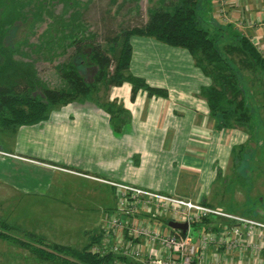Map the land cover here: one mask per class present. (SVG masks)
Listing matches in <instances>:
<instances>
[{
    "label": "crops",
    "instance_id": "crops-1",
    "mask_svg": "<svg viewBox=\"0 0 264 264\" xmlns=\"http://www.w3.org/2000/svg\"><path fill=\"white\" fill-rule=\"evenodd\" d=\"M212 1L201 0L199 7L201 22L209 25L207 30L213 29L211 13L222 15L225 22L221 21L217 31L240 32L264 55V0ZM205 2L210 4L209 13L203 8ZM245 18L256 25H244ZM131 44V74L166 91V97L150 96L143 90L134 94L132 85L124 83L102 89L92 101L55 106L43 123L18 128L12 146L0 151V205L24 210L27 203H40L41 198L55 202L51 195L64 183L71 192H86L77 201L90 202L91 194H96L106 218L117 190L94 180L98 178L218 209L222 203L228 206L222 210L232 213L236 212L229 203H238L235 207L253 208L252 218L264 222L263 188L257 190L256 198L252 195L255 201H250L245 187L242 200L236 198L241 187L232 191L222 188L223 178L228 177L230 183L243 175V160L249 157L250 161L252 154L264 158V135L258 134L264 129V119H257L259 107L252 110L254 137L241 128L218 131L201 95L211 80L196 67L190 53L144 37H133ZM255 80L264 85V76ZM261 91L264 98V86ZM104 104L113 105L114 114L107 112ZM256 139L260 156L256 149L251 150ZM225 196L227 199H222ZM22 218L18 221L30 220ZM23 226L27 228L26 223ZM250 263L258 264L249 259L244 262Z\"/></svg>",
    "mask_w": 264,
    "mask_h": 264
},
{
    "label": "trees",
    "instance_id": "trees-1",
    "mask_svg": "<svg viewBox=\"0 0 264 264\" xmlns=\"http://www.w3.org/2000/svg\"><path fill=\"white\" fill-rule=\"evenodd\" d=\"M200 4L201 0H159L157 7L149 9L146 22L121 29L103 46L86 25L80 23L78 0H0V133L15 135L20 127L46 121L55 106L92 101L102 89L109 90L124 83L132 85L134 94L143 90L150 96L166 97V91L152 88L130 72L131 39L144 37L187 50L196 67L211 80V85L203 88L201 95L209 104L216 130L241 128L254 137L253 112L239 71H254L255 79L264 76V55L252 40L241 35L236 36L235 44L221 48L218 38L202 25ZM59 5L64 9L55 16L53 10ZM34 13L38 22L44 14L52 20L38 35V43H31L28 37L12 41L14 31L21 25L35 30L37 20L33 24L28 20ZM71 49L73 53L69 54ZM62 57L68 59L56 69L64 86L51 88L40 78L38 65L53 64ZM111 66H114L113 71ZM92 71L89 79L87 75ZM104 109L114 114L113 105L104 104ZM1 224L7 227L4 222ZM200 225L207 230L211 221L194 226ZM86 235L88 243L81 249L35 233H26L29 242H16L39 261L49 264H112L113 257L90 252L101 238L99 229ZM6 238L8 236L0 233V239Z\"/></svg>",
    "mask_w": 264,
    "mask_h": 264
},
{
    "label": "rangeland",
    "instance_id": "rangeland-1",
    "mask_svg": "<svg viewBox=\"0 0 264 264\" xmlns=\"http://www.w3.org/2000/svg\"><path fill=\"white\" fill-rule=\"evenodd\" d=\"M78 2L81 3V7L79 8V12L81 13L80 23H84L89 32L95 35L97 41L103 46L107 45L108 40L116 37L121 29L139 26L141 23L146 22L148 20L149 9L159 5V0H78ZM209 5H207L206 2L203 4V8L208 13L210 12ZM63 9V5L56 6L55 10H53L54 15L57 16ZM68 11L70 12V9ZM26 12L28 13L27 10ZM211 14L213 15L211 16L214 18V23L213 29L210 27L209 31L213 36L218 38L219 46L223 48L229 44H235L237 42L236 36H240V32L235 33L232 31L225 34V31L223 30L217 31L219 28L216 27L221 26L223 21L225 22L224 17L222 15L219 16L218 14L216 15L215 12H212ZM28 20L33 24L36 20L38 22L39 19H36L35 14L34 17L31 16ZM40 20V22L35 24V30H31L29 27L21 25L20 29L14 31L13 37L11 38L12 41H15L17 38L28 37V41L37 44L38 35L46 30L48 23L52 22V20H50L45 14ZM202 25L204 28L207 27L206 29L209 28V25L206 22H202ZM224 34L227 36V39L226 36L222 37V39L220 38L221 35ZM72 51L73 50L71 49L69 54H72ZM67 59V57H62L56 59L53 64L40 63L38 65L40 78L49 87L61 88L64 86V81L58 73L56 66ZM113 70L114 66H111V71ZM239 72L243 81L248 104H251V109L253 111H256L254 109L255 106L259 107V115L257 119L263 120L264 98L261 91L263 86L257 84V81L255 80L257 74L254 71L248 72L240 70ZM87 76L91 79L93 71ZM258 134L260 136L264 135V129ZM14 136L15 135L11 132L0 133V151L6 150L12 146ZM259 146V141L256 139L251 145V148H253L251 150L256 149V153L260 156L259 152L261 149ZM255 155L256 156H253L252 154V159L254 157L253 160L251 159L249 161L250 158L248 157L246 160L242 161L240 167L242 166L241 168L244 169V173H242L243 175H239L238 177L235 176V180H232L233 182L230 183H228V177L226 179L223 178L222 188L224 190L232 191L235 188L241 187L242 195H236L238 200L244 199L245 190L242 189L244 187L250 193V201H255V199L252 200V195L256 198L257 190L260 187V190H262V188L264 189V158L259 160L257 154ZM59 178L60 175H58V180ZM58 188L59 189L51 195L52 198L55 199V202H53V200L50 201V199H47V201L46 199L41 198L40 203H37L36 201L33 203H27L26 206L28 208L24 210H16L15 206L9 207L6 203L0 205V233L8 236V239H0V264H49L47 261H39V259H37V257L35 258L27 248L16 242H29L30 240L26 237V233L40 234L50 241L64 245H72L81 249L88 243L86 233L94 232L101 227L105 220V210L103 209L102 200L99 201L100 198L97 199L96 194H91L93 198L90 202L82 200L77 201L81 199L83 194L86 195V192H71V189H67L69 188V184L64 183ZM260 194H262V191L259 192V195ZM216 195L220 196L219 192ZM71 197H74L76 200ZM56 198L62 200L57 201ZM224 198L225 200L227 199L226 196L222 199ZM229 204L234 206H229L234 212L252 217L251 214L253 208L245 209L240 206L235 207L238 203L231 202ZM104 205H106V202ZM218 206L220 209H228V206L222 203H219ZM20 212H22L21 215H19ZM22 216L24 220L26 218L27 220H30L25 222H21V220L18 221V218L20 219ZM1 222L7 224V227H4ZM23 223L27 224V228H24L25 226H23Z\"/></svg>",
    "mask_w": 264,
    "mask_h": 264
},
{
    "label": "built area",
    "instance_id": "built-area-1",
    "mask_svg": "<svg viewBox=\"0 0 264 264\" xmlns=\"http://www.w3.org/2000/svg\"><path fill=\"white\" fill-rule=\"evenodd\" d=\"M244 25L256 24L245 18ZM94 180L117 190L115 207L99 228L101 238L90 248L94 255L113 257L112 264H244L248 259L264 264L260 220L175 195ZM205 220L211 221L209 229L195 228ZM170 223L188 224V229H173Z\"/></svg>",
    "mask_w": 264,
    "mask_h": 264
},
{
    "label": "water",
    "instance_id": "water-1",
    "mask_svg": "<svg viewBox=\"0 0 264 264\" xmlns=\"http://www.w3.org/2000/svg\"><path fill=\"white\" fill-rule=\"evenodd\" d=\"M169 226L173 229H179V230H182L184 232L187 231V229H188V224L170 223Z\"/></svg>",
    "mask_w": 264,
    "mask_h": 264
}]
</instances>
